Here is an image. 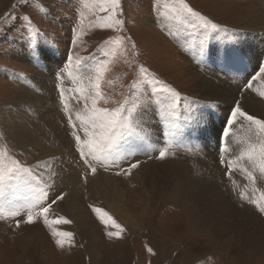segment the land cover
Masks as SVG:
<instances>
[{"label":"rangeland","instance_id":"rangeland-1","mask_svg":"<svg viewBox=\"0 0 264 264\" xmlns=\"http://www.w3.org/2000/svg\"><path fill=\"white\" fill-rule=\"evenodd\" d=\"M256 1L184 0L196 12L208 17L221 29L228 30L225 33L224 31L216 32L211 29H202L199 22L191 17L208 37H212L210 35L212 33L213 35H221V37L225 35L224 40L227 41L234 40L233 36L228 35L229 32H243L246 36L256 34L247 29H240L242 21L240 17L249 13L251 8L254 10L255 7H259L258 10L264 13V0ZM101 3L102 0H31V4L37 5V7L28 4L20 7L17 6V0H0V29H3L0 31V108L7 105L16 93H20L21 98H26L22 87L38 94L32 84L33 77L39 74L49 75L46 66L41 65L43 62H39L42 60L39 55L44 51L57 59L54 72V74L56 73L55 87L57 85L64 86L67 83L69 85L67 73L75 74L79 60L81 67H84L80 81L82 88L90 90L92 79L90 70L101 62H108L109 70L102 81V90L107 103L101 101L99 107L115 109L123 104L127 98H130L138 103L137 114L140 115L149 110L154 111L163 104L162 98L164 99L163 96L167 94L157 93L155 96L152 94L153 77L158 78L162 82V86L170 87L179 93L177 100L181 105L184 106L187 101L184 97L194 101L196 106L203 105V103L198 102L202 93L200 94L195 90L198 79L190 72L198 71L204 76V71L207 70L206 62L197 53L194 55V51L189 46L175 43L173 35L163 30L157 22L155 23L156 19L159 21L163 15H171L177 13L176 11L172 7L165 8L164 0H161V3L156 7H154L155 0H121L123 15L118 16V18L123 21V25L111 29L101 27L102 24L111 22L109 20L111 12L101 11ZM180 7L179 4L176 5V8ZM23 14L30 16L34 26L39 29L40 35L32 34L29 36L25 24L20 19ZM238 19L240 20L238 21ZM29 40L38 45V55H33L28 46ZM133 43L135 48H132ZM263 48L264 40L261 48L257 49V55L262 52ZM235 71L241 78L246 75V72L240 67L236 68ZM61 73L64 74L63 79H57V75ZM82 76L86 78L82 79ZM213 79L217 80L218 78ZM247 82L244 84L251 83V81ZM245 88H247L246 85L241 91L242 97L248 91ZM157 97L160 98L159 102H157ZM242 99L238 97L237 102L240 104ZM65 100L67 101V97ZM76 100L74 97L73 102L82 109V97L81 102L78 103ZM19 104L21 105L17 101L16 105ZM180 104L175 105L180 106ZM40 106L48 111L45 108L47 106L43 104ZM213 107L208 108L211 116L213 109L216 113L218 112L216 109H220L219 112L223 118L229 113L228 111L226 115L223 114L225 113L224 105ZM24 112L30 116L35 114L28 108L24 109ZM61 113H55V117L50 112L49 115L63 128L62 133L71 129L75 136L76 131L70 126V122H68L69 128L65 126V120L62 118L64 116ZM19 116L21 118L20 114ZM260 119H264V113ZM72 123H75V120H72ZM47 129H44L46 133L43 130L37 132L36 136L31 135L38 138L40 142L47 144L49 139H53V135ZM68 135L70 136L69 132ZM80 135L83 138L82 132ZM5 137L4 130L0 125V162L6 167H10L13 161H19L21 165L30 167L35 172L37 166L42 164V159L23 155L14 146V143ZM263 145L254 142V151L251 154H255V160L260 165L264 163V160L259 156L263 150ZM173 150L169 152H175V156L169 155L165 160L157 159L158 153L148 158L153 163H171L182 158L187 160V152H180L178 148H173ZM118 160L120 161V159ZM118 160L116 163L119 162ZM135 162H137L136 159H130L127 163H115V166L110 167L108 171L98 167L110 174L111 177L108 176V178H113V182L122 191L121 194L125 199L120 200L113 197L107 199L99 191L96 192L94 184H90L88 181L84 183L83 188L73 195L72 204L75 205V209L83 210L87 219L85 220L86 225L89 227L86 230L89 232L80 231L73 224L72 218H75L77 214L71 216L61 212L57 217L53 216L56 205L57 208L61 207V209L63 206L66 207V200L70 194L67 190H60L58 186V189L55 188L48 184L44 177L38 176L45 184L50 185L45 189L47 192L45 199L48 202H51L60 193H66L63 200H57L52 205L49 219L64 217L71 223L51 224L49 226L44 223L41 217L35 224L21 223V226L17 228L15 220L23 219V217L10 218L7 215V209H5L4 217L0 219V264H264V252L254 254L248 249H244L241 239L236 235L227 234L222 239H217V237L213 235L211 237V234L203 231L197 219H191L190 207L182 200L180 191H172L168 184H158L154 188L148 186L151 189L144 188L134 179L133 170L131 175H116L117 171L127 169L131 163ZM109 164L111 165L113 162ZM211 164L220 166L219 170L227 171L225 177L228 176V168L222 166L219 159H215ZM55 168L54 165V170ZM214 174L216 176V172ZM220 177L219 179L214 177V180L224 182L226 178L220 179ZM232 177H236V175L232 173ZM81 179L85 181L84 178ZM227 181L231 182L230 186L222 187L221 190L233 198H231L233 200L231 205L239 204L242 207L234 206L242 208L249 214L255 213L264 219V214L260 213L258 209H254L255 202H249L246 196V199H242L240 195H236L237 189L242 193H246V189L243 190L244 187L239 188V186L236 189L232 179H227ZM33 185L39 189L41 187L36 183ZM33 192L40 195L39 190L30 188L29 194H34ZM10 194H13L12 191L6 193V198ZM252 201L254 200L252 199ZM112 202L123 204V212L125 209L128 211V214L124 213L127 219L135 220V223L132 225L124 224L122 217L114 213L109 207ZM93 208H99L102 211L97 214ZM151 208L155 212L149 216L148 213ZM105 212L125 229V232L122 233L123 239L108 237V231L118 232L119 229L112 227L111 221H108L107 226L102 223L101 217ZM230 214L233 213L230 212ZM103 219L107 220V217H103ZM53 231L73 233L74 248L68 246L67 243L64 248L58 247L56 238L52 235ZM90 242L91 247H87ZM148 248H151L153 252H149ZM68 254H72L77 261H68ZM92 257L95 258L94 263Z\"/></svg>","mask_w":264,"mask_h":264},{"label":"bare ground","instance_id":"bare-ground-1","mask_svg":"<svg viewBox=\"0 0 264 264\" xmlns=\"http://www.w3.org/2000/svg\"><path fill=\"white\" fill-rule=\"evenodd\" d=\"M252 9L245 16L240 17V19L242 18L240 29H247L249 32L256 34L246 36L243 32H229L228 35L233 36L235 41L232 39L224 40L225 35L223 37L221 35L208 37L204 33L205 31L190 16L183 14L182 11L171 15H163V17L159 18V21L156 19L155 23L157 22L163 30L173 35L174 39H172L173 41L175 40V43L189 46L194 51V55L197 53L206 62L207 70L205 69L204 76L201 72H193L192 69V73L190 72L198 79L195 84V90L200 94L202 93L198 102L203 103V105L197 106V109H195V102L187 99V107L182 111L180 110L181 105H174L166 110L164 104H162L154 111L143 112L140 114V122L144 133H146V143L139 144L132 151L136 153V160L139 161V167L133 169V173H135L133 177L141 186L151 189L158 184L170 185L169 189L182 193V200L190 207L189 214L191 219L196 218L203 231L211 234V237L212 235L217 237V239H222L227 234H234L241 239L244 249H248L255 254L264 252V219H261L255 213L250 212L252 214H249L243 211L240 208L242 206L239 204V208L234 206H238L237 204L231 205L233 198L227 196L228 193L224 194L222 192V187H229L231 184L230 181H227L229 177H225L227 171H220V166L212 165L211 163L215 159L221 161L218 149L220 140L221 146H224L220 133L225 126V118L221 116L220 109H216L220 118L219 122L216 123L208 111L210 106L218 107L224 105L225 113L223 114L226 115L229 109L236 104L239 97V99L243 98V101H240V106L245 111L257 118L263 116L264 98L247 88L245 90L247 89L248 91L245 92L243 97L241 95V91L247 85L244 84L246 81H251L255 88L264 90V77H261L258 81L251 79L252 76L257 74L259 68L264 67V48L257 55V49L261 48L264 40V13L258 10L259 7ZM148 26L151 28L150 25ZM150 28L147 27V29ZM202 41L206 53L203 55L200 52ZM50 55L47 51L39 55L42 57L39 62H43L41 65L46 66L49 75L38 73L39 75L33 77L32 84L38 94L33 93L29 88V90L25 89V87L23 92L26 98H21L20 93H16L7 105H2L3 107L0 108V125L6 135L5 138L12 141L17 150L23 155L42 159L41 163L43 165L40 164L35 169L37 176L44 177L46 182L55 188L58 189L59 187L60 190L69 192L70 195L68 194L66 207L63 206L61 209V207L57 208L56 205L54 209L55 215L53 214V216L57 217L61 212L68 213L71 216L77 214L75 218H72L73 224L80 231H84L89 228L85 222L87 219L84 212L83 210L80 211L79 208L75 209V205L72 204V197L75 192L84 187L85 181L81 179L83 176L86 175L87 181L90 184H94L96 192L99 191L105 198L113 197L123 200L125 197L122 196V191L113 182V178H108L110 174L97 168L96 174L91 176L90 170L86 168L83 160L76 152V146L68 135L69 131L67 132L65 129L66 132L62 133L63 128L49 115L50 112L55 117V113L59 114L60 109L62 113L65 110L67 119L68 114L71 113L73 121L75 120L77 124L80 123L76 120V114L82 109L73 101L74 96L77 97V94L83 89L80 81L81 75L84 73L77 75L75 71V74L67 76L70 86L67 83L64 86L55 87L56 73L54 74V72L57 59ZM238 67L246 72L245 80L236 73L235 69ZM213 78H218L219 80H214ZM61 89L63 92H61ZM64 93L67 101L61 102ZM17 101L21 105H16ZM39 104L47 106L45 108L48 111L42 109ZM26 108L32 110L35 114L33 116L26 114L24 112ZM62 118L64 119V117ZM192 124L196 126L199 135L198 140H195V134L193 135L192 133ZM244 125V127L236 125L230 129L227 139L229 151L226 152L227 158L223 160L224 162L227 160L233 162L237 155L243 154L245 156V159L232 165V173L236 175V177H232V181H235V183H232L236 189L238 186L239 188L244 187L243 190L246 189L247 200L252 201L253 199L255 202L264 204V200H261V196L264 194V176H261L260 169H257L260 168V164L255 160V154L252 155V160L247 159V154H250V149H254L253 143L256 141L255 138L249 139L250 133L247 131V122H244ZM45 128H48L53 135V139H49L47 144H45L46 142H40L38 138H34L31 135H35ZM44 132L46 133L45 130ZM173 132L175 133L174 136L172 135ZM211 135H214L215 139ZM208 138L210 139L209 141ZM166 141L168 143L186 145V148L190 150V152H187V160L182 158L171 163L151 162L149 159L151 154L156 152L157 149L163 148V143ZM262 148V151H264V145ZM262 151L259 153L260 157ZM124 154L128 153L125 151L120 156L110 159L108 163L117 162ZM46 162L49 164L48 167L44 166ZM54 165L56 166L55 170ZM241 168H248L249 171L253 172L258 177L257 182L253 184L247 179L246 175L239 170ZM214 172H216V176ZM53 173L55 174L54 176L52 175ZM50 177H52L51 180ZM214 177L218 179L219 177L220 179L225 177L226 179L224 182H219L216 181L217 178L214 180ZM53 180L54 183L52 182ZM32 183L36 182L33 181ZM18 186L23 187L19 188ZM18 186L12 190L13 194H10L7 199H11L17 204H23L34 198V196L39 195L37 192L29 194L30 188L25 187L23 184ZM33 188L39 190L36 185ZM29 195L31 196L29 197ZM112 203L109 207L112 208L114 213L122 217L124 224L132 225L135 223V220L127 219L125 214H128V211L125 209L123 212V204ZM205 204L206 206H204ZM153 212L155 211L151 208L148 215H152ZM230 212L233 214H230ZM87 247H91V242ZM72 248L74 247L72 246ZM67 258L68 261H77L72 254H68ZM92 258L94 263L95 258Z\"/></svg>","mask_w":264,"mask_h":264},{"label":"snow or ice","instance_id":"snow-or-ice-1","mask_svg":"<svg viewBox=\"0 0 264 264\" xmlns=\"http://www.w3.org/2000/svg\"><path fill=\"white\" fill-rule=\"evenodd\" d=\"M160 3L161 0H155L154 7L158 6ZM26 4L32 7H37V5L31 4V0H17V6L22 7ZM177 4L181 7L176 8ZM164 6L165 8L172 7L177 13L182 11L187 16L195 18L199 22V26L202 29H211L216 32H228L227 29H221L219 25L212 22L208 17L196 12L192 7L185 3L184 0H171V3H169V0H164ZM100 10L106 13L111 12V15L109 16V20L111 22H106L102 24L101 27L115 29L116 27L123 25V21L118 18V16L123 15L121 0H102ZM13 19L16 18L13 17ZM20 19L25 24L29 36L32 34H41L39 29L34 26L30 16L23 14ZM121 30H123L122 27ZM0 31H3V29H0ZM28 46L30 47L33 55L39 54L38 45H35L31 40H29ZM132 48H135L134 43L132 44ZM200 52L202 55L206 54L203 47V41L201 42ZM108 70V62H101L94 69H91V89H81L77 94V102H81V97L83 100V108L76 114V120L80 123H72V114H68L71 127L77 133L75 135V141L77 145H79L77 151L79 152V156L83 160L86 168L90 170L91 175L96 174L98 167L102 168L104 171H108L110 167L115 166L114 161L111 165L108 163L110 159L120 156L125 151L128 153V156H131L133 154L132 150L135 147H138L141 143H146V133H144V129L141 126V117L137 114L139 106L136 101L127 98L123 104L115 109L99 107L101 101L107 103L102 90V81L105 79V75ZM82 72L83 68L81 67V62L78 60L76 74L80 75ZM67 75H73V73L69 72ZM63 77V73L57 75V79L62 80ZM261 77H264V67L259 68L257 74L252 76L251 79L253 81H258ZM83 78L86 77L82 76V79ZM153 80L154 84L152 86V94L155 96L157 93H166L167 95L163 100L164 107L166 110L172 108V106L176 104L179 93L175 92L170 87L162 86V82L158 78L153 77ZM246 87L247 89H251L256 92L261 98H264V90L255 88L252 83H248ZM61 92H63L62 89ZM184 99L189 98L184 97ZM159 100L160 98L157 97V102H159ZM244 122H247V131L250 133L249 139L252 140L255 138L256 142L264 144V119H260L249 114L240 106L239 102H236L234 107L229 110L228 115L225 117V127L228 129H231L236 125L244 127ZM80 132L83 133V138L80 135ZM224 134L227 135L228 133L225 132ZM172 135L174 136L175 133L173 132ZM170 147H172L171 144L166 145L161 149H157L156 151L158 152V155L156 158L159 160H165L169 157V155L174 157L175 152L170 153ZM228 151L229 147L227 145H224L221 148L222 153ZM252 151H254V149H250V154L247 156V159L249 160L253 159V156L251 155ZM261 157L262 160H264V151H262ZM243 159H245L243 154L237 155L233 163ZM221 163H224L223 156L221 158ZM44 166L48 167V162H46ZM138 167L139 161L131 163L127 169L117 171L116 175H131L132 170ZM228 167L229 172L227 175L231 180L233 168L231 164H229ZM239 170L242 171L246 175L247 179H249L253 184L257 182L258 177L253 172L249 171L248 168H241ZM260 174L261 176H264V163H261L260 165ZM52 175L54 176L55 174L53 173ZM83 178L85 182H87V176L85 175ZM51 179L52 177H50V180ZM33 181L42 185L39 189L40 195L34 196V198L23 204H17L15 201L6 198V193L12 191L20 184L33 188ZM52 182L54 183V180ZM232 182L235 183L234 180ZM49 186L50 185H47L44 181L40 180L32 168L24 167L19 161H13L10 167H6L2 162H0V219L4 217L5 209H7L8 217H23V219L15 220V226L17 228L21 226V223L28 225L35 224L41 217L43 218L44 223L49 226L51 224L71 223L70 220H67L64 217H58L51 220L49 219V212L52 205L55 204L57 200H63L66 195V193H60L58 196L53 198L51 202H48L45 199L47 195L45 189ZM261 200H264V194H262ZM249 202L255 201L250 200ZM255 203L257 209L264 214V204L260 202ZM93 211L100 214L102 210L99 208H93ZM103 217H107V220H104ZM101 221L102 223H105L106 226L108 225V221H111V226L119 229L118 232L108 231L107 235L109 238L123 239L122 233L125 232V229L117 224L112 217L108 216L106 212L103 213ZM52 235L56 238V244L58 247L64 248L66 243L70 247L74 246L72 243L73 233L53 231ZM148 251L153 252L151 248H148Z\"/></svg>","mask_w":264,"mask_h":264},{"label":"crops","instance_id":"crops-1","mask_svg":"<svg viewBox=\"0 0 264 264\" xmlns=\"http://www.w3.org/2000/svg\"><path fill=\"white\" fill-rule=\"evenodd\" d=\"M210 35H213V33H212V34H210ZM21 89H22V91H23V89H24V88L22 87Z\"/></svg>","mask_w":264,"mask_h":264}]
</instances>
